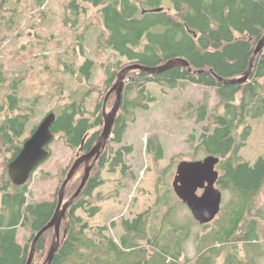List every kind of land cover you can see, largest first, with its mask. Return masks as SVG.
Here are the masks:
<instances>
[{"label": "trees", "instance_id": "trees-1", "mask_svg": "<svg viewBox=\"0 0 264 264\" xmlns=\"http://www.w3.org/2000/svg\"><path fill=\"white\" fill-rule=\"evenodd\" d=\"M7 2L0 0V49L4 48L3 44L7 40L17 39L21 35L14 26L16 12L5 7ZM45 2L25 0V18L45 14L42 10ZM87 6L96 9L103 24L94 50L96 53L100 50L107 52L109 58L100 64L104 74L101 84L87 82L84 97L92 93L102 95V98L94 103L91 111L85 109L83 100L66 102L59 113H54L56 119L51 128L64 147L77 152L79 156L88 153L99 138L105 96L125 66L139 64L154 68L172 59H182L194 70H212L222 79L233 80L246 73L255 48L264 35V0L63 1L60 5L64 15L62 22L74 31L75 40L69 45L70 52L64 49L63 53L57 55L54 71L49 65L42 70L38 66L36 71L25 69L26 73L21 76L17 71H5L0 60V264H27L32 240L51 220L57 203L58 190L52 194L50 201L28 202L26 194L29 182L14 186L8 176V165L19 153L25 141L30 115L34 114V109L29 106H20L18 86L28 82L25 91L26 96L31 97L39 93L43 81L47 83L48 79L40 78L41 74H48L46 71L58 73L57 76L67 74L69 78L71 75L90 78L96 62L87 59L80 63L76 57H72L73 54L76 56L77 47H83L85 35L78 34L74 29H78L76 25L87 15ZM158 9L161 10L155 11ZM31 24L34 28V23ZM56 47L60 48L57 44ZM39 48L42 46L39 45ZM28 55L37 59L31 49L21 53L19 48L9 60L23 66ZM66 55L69 56L66 58ZM112 57L114 60L110 61ZM61 64L63 70L59 69ZM7 77H10L9 82ZM58 81L61 86L59 91H63L64 82ZM148 83L165 89L198 85L214 91L218 100L210 109L209 95H205L203 101L196 105L186 104L178 115L179 119H195L197 123H206L197 143L193 140L194 136L189 139V156L191 161L210 155L219 158L216 167L219 173L217 187L229 194L228 202L221 205V215L218 214L219 218L216 219L217 215L214 219L216 224L211 225L213 220L203 225L213 228L197 236V254L192 259L181 260L183 244L191 230L173 224L177 207L174 206L173 191L167 182L170 168L176 164L179 156L172 157L169 167L157 172V196L153 206L132 221H122L124 234L119 243L111 237L105 238L101 233L98 236L102 239L96 243L85 233L89 228L88 223L75 214L77 210H83L89 217H94L100 211L95 203L113 196L93 197V192L104 184L101 174L106 167L108 173H115L119 168L124 178L134 177L127 164V156L133 152V147L122 143L128 124L136 121V110H146L147 103L154 101V97L146 90ZM57 96V101L64 99L60 92ZM113 103L112 94L107 101V108ZM262 117L264 48L255 57L251 74L245 83L224 84L209 74L192 75L184 68H173L152 75L129 73L124 80L110 138L94 162L81 193L66 212L60 228V244L50 264H217L219 259H222L221 264H258L264 249V201L255 210L256 216L250 213L264 188V154L251 165L239 153L251 134L247 119ZM115 145L120 146L115 148ZM146 147L153 162L164 158L163 146L157 134L148 139ZM47 150L49 158L51 152ZM83 167L79 168L68 184L65 198L69 199L78 188L84 173ZM68 168L59 170L58 187L65 179ZM18 228L26 233L22 244L17 239ZM170 231L171 235L165 240ZM52 235L50 229L39 239L32 264L44 262Z\"/></svg>", "mask_w": 264, "mask_h": 264}, {"label": "rangeland", "instance_id": "rangeland-1", "mask_svg": "<svg viewBox=\"0 0 264 264\" xmlns=\"http://www.w3.org/2000/svg\"><path fill=\"white\" fill-rule=\"evenodd\" d=\"M21 1L8 0L5 6L11 11L15 10L17 18L16 25L14 26L17 27L21 35L17 39L12 38L11 40H7L3 44L4 48L0 49V60L3 62L4 69L7 72L17 71L19 72L18 75L21 76L26 73L25 69L36 71L38 66L42 70L49 65L51 69L53 68L52 71H54L57 55L63 53L64 49L70 52L71 47L69 45L75 40L74 31L65 27L62 22L64 15L60 5L63 1L67 0H46V5L42 7L45 14L37 15L35 13V16H28V18H25L26 14L23 12L25 0H23L24 2ZM87 9V15L83 16L76 25L78 29H74L78 34L85 35L83 47L82 49L77 47L75 51L76 56L73 54L72 57H76L80 63L87 59L96 62V65L91 69L90 78L88 79L84 75H80L79 77L71 75L69 78L67 74L66 76H57L58 73L46 71L48 74H41L40 77L41 80L43 78L44 80L48 79L47 83L43 81L44 84L39 90L41 96L39 93H34L31 97L26 96L25 88H27L28 82L21 87L18 86L17 96L21 101L20 106L23 108L29 106L34 109V114L30 115L25 129V139L31 135L33 128L40 123L45 115L50 112L59 113L61 107L66 102H80L83 100L85 109L91 111L94 103L100 101L102 98V95L92 93L87 98L84 97V94L87 93V82L93 85L101 84L104 74L100 64L106 62L109 58L107 52L104 53L100 50L96 53L94 50L97 35L100 31H103V24L95 8L87 6ZM30 22L34 23V28ZM56 44L60 48H57ZM39 45L42 48H39ZM24 46L28 49H25ZM19 48L21 53H25L31 49L35 52L37 59H32L28 55L25 59V65L19 66V63H12L9 58ZM68 56L66 55V58ZM111 60H114V58L112 57ZM63 68L62 64L59 65L60 70H63ZM6 79L7 82L10 81V77ZM59 79L64 82L63 91H59L61 87ZM146 90L154 97V101L147 103L148 108L146 110H136V121L133 124H128L122 143L133 147V152L127 156V164L133 172L134 177L124 178L119 168L115 173H108V167H106L101 174L104 184L93 192V197L111 194L113 196L110 199L95 203L100 208V211L94 217H89L88 213L83 210L75 212L84 222L88 223L89 228L85 233L87 237L96 243L102 239L98 236V233H101L105 238L111 237L115 242L119 243L120 237L124 234L121 227L122 221H132L153 206L157 196L155 190V183L159 177L157 172L168 168L172 157L179 156L176 158L177 162L170 168L167 176V182L171 189L178 164L183 161H191L189 156L191 154L189 139L191 136H194L193 140L197 143L199 136L203 132V125L206 123H197L195 119H179L178 115L182 108L188 103L196 105L202 102L205 95H209L208 107L210 109L218 101L214 91L198 85L165 89L157 84L148 83ZM59 92L64 96L62 101H57V94ZM33 97L38 98L34 99ZM114 98L113 95V100ZM108 110L110 109L107 108ZM4 114L8 113L5 112ZM247 122L251 127V134L245 146L240 150L239 155L253 165L256 159L264 154V117L259 119L248 118ZM154 134L158 135L164 151V158L156 163L153 162V158L147 152L146 147L148 139ZM119 146L115 145V148ZM47 147L51 152V156L39 164L32 177L30 176V181H27L29 182L26 194L28 202L50 201L52 194L60 188L57 185L59 170L69 166V171L77 159V152L74 153L72 150L64 147L63 142L56 137ZM1 170L2 157L0 156V172ZM46 175L47 177H45ZM172 193L174 206L177 207L173 217V224L191 230L189 238L183 244L181 260L183 258L192 259L197 254V236L203 235V232L209 231L213 227L207 228L200 225L193 218L187 206L182 204L177 198L174 191ZM228 200L229 194L222 192L221 205L226 204ZM263 201L264 188L255 200L253 212L250 213L251 216H256L255 210L261 206ZM221 213L219 214L221 215ZM215 220L212 222V226L216 224ZM25 234L22 228H18L17 239L20 244L23 243ZM170 235L171 231L167 234L165 240ZM221 262L222 259H219L217 264H221ZM258 264H264V249L262 256L258 259Z\"/></svg>", "mask_w": 264, "mask_h": 264}, {"label": "water", "instance_id": "water-1", "mask_svg": "<svg viewBox=\"0 0 264 264\" xmlns=\"http://www.w3.org/2000/svg\"><path fill=\"white\" fill-rule=\"evenodd\" d=\"M159 10L161 9L155 11ZM263 48L264 35L255 48L246 73L233 80L222 79L215 75L212 70H194L182 59H172L154 68L140 66L139 64L125 66L117 74L113 86L105 96L102 107L103 126L99 138L88 153L77 157L67 172L58 190L56 209L51 220L36 233L32 240L27 264H32L39 239L50 229L53 231L52 240L42 264H50L53 259L60 244V228L66 212L81 193L94 162L99 158L101 151L105 148L110 138L112 125L121 102L124 80L129 73L143 72L152 75L173 68H184L192 75L209 74L218 82L224 84L245 83L251 74L255 57ZM112 94L115 97L114 103L109 108L110 110L107 111V101ZM55 119V114L52 112L45 115L31 135L25 139L17 156L9 163L8 176L14 186L25 185L39 164L48 158L49 151L47 150V146L55 137L51 132ZM219 162V158L210 155L197 161L180 162L176 168L172 189L177 198L187 206L193 218L200 225L210 224L217 217L221 209L222 193L217 188L219 173L216 169ZM82 165H84V173L81 182L70 198L66 199V188ZM199 191L202 192L199 193Z\"/></svg>", "mask_w": 264, "mask_h": 264}, {"label": "flooded vegetation", "instance_id": "flooded-vegetation-1", "mask_svg": "<svg viewBox=\"0 0 264 264\" xmlns=\"http://www.w3.org/2000/svg\"><path fill=\"white\" fill-rule=\"evenodd\" d=\"M48 148V147H47ZM79 156V154L77 155V157ZM202 191H199V193H201Z\"/></svg>", "mask_w": 264, "mask_h": 264}]
</instances>
